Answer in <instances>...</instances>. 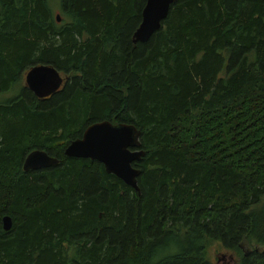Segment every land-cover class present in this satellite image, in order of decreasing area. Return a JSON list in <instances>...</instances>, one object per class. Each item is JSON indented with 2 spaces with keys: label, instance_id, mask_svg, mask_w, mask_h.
I'll return each instance as SVG.
<instances>
[{
  "label": "trees",
  "instance_id": "obj_1",
  "mask_svg": "<svg viewBox=\"0 0 264 264\" xmlns=\"http://www.w3.org/2000/svg\"><path fill=\"white\" fill-rule=\"evenodd\" d=\"M144 2L0 0V92L18 88L0 102V264H212V242L264 264V0H174L132 43ZM40 63L63 76L43 98L19 82ZM102 119L139 130L138 191L63 154ZM32 149L58 162L23 171Z\"/></svg>",
  "mask_w": 264,
  "mask_h": 264
},
{
  "label": "water",
  "instance_id": "obj_2",
  "mask_svg": "<svg viewBox=\"0 0 264 264\" xmlns=\"http://www.w3.org/2000/svg\"><path fill=\"white\" fill-rule=\"evenodd\" d=\"M174 0H145L140 21L131 35L132 43L145 42L157 31ZM56 20L59 18L56 15ZM24 85L38 98H43L59 89L63 76L51 65L35 64L23 74ZM144 151L140 148L139 130L130 123H112L102 119L86 125L80 136L70 140L63 149L67 157L88 158L102 164L106 173H111L124 184L138 191L139 168L132 163L139 161ZM58 159L42 149L28 151L21 162V169L35 170L54 165ZM11 219L1 216V228L9 229ZM228 263L233 264L230 256Z\"/></svg>",
  "mask_w": 264,
  "mask_h": 264
},
{
  "label": "rangeland",
  "instance_id": "obj_3",
  "mask_svg": "<svg viewBox=\"0 0 264 264\" xmlns=\"http://www.w3.org/2000/svg\"><path fill=\"white\" fill-rule=\"evenodd\" d=\"M19 82L22 85L24 84L23 74L21 75ZM17 91H18V88L14 86L9 91L0 92V102H5L7 99L14 96ZM255 246H259V245H255L253 244V242L251 243L243 242L242 248L248 249V248H252ZM228 256H230L233 261L236 259V255L234 252L224 249L218 242H212L208 248L207 258L212 264L228 263V260H227Z\"/></svg>",
  "mask_w": 264,
  "mask_h": 264
},
{
  "label": "flooded vegetation",
  "instance_id": "obj_4",
  "mask_svg": "<svg viewBox=\"0 0 264 264\" xmlns=\"http://www.w3.org/2000/svg\"><path fill=\"white\" fill-rule=\"evenodd\" d=\"M221 260V259H220ZM222 264H225V263H222Z\"/></svg>",
  "mask_w": 264,
  "mask_h": 264
}]
</instances>
